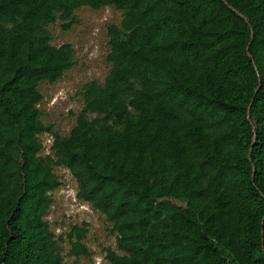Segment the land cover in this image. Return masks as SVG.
<instances>
[{"label":"trees","instance_id":"obj_1","mask_svg":"<svg viewBox=\"0 0 264 264\" xmlns=\"http://www.w3.org/2000/svg\"><path fill=\"white\" fill-rule=\"evenodd\" d=\"M84 7L123 19L62 136L39 88L76 51L49 27ZM58 168L111 224L110 264H264V0H0V264H66L67 238L90 257L46 219Z\"/></svg>","mask_w":264,"mask_h":264},{"label":"rangeland","instance_id":"obj_2","mask_svg":"<svg viewBox=\"0 0 264 264\" xmlns=\"http://www.w3.org/2000/svg\"><path fill=\"white\" fill-rule=\"evenodd\" d=\"M76 22L70 29L64 30L59 20L49 29L54 35L53 45L60 47L72 44L76 51L75 66L56 84L42 83L39 90L44 96L40 105L44 111L43 122L52 126L62 136H68L76 124L77 115L83 108L80 91L83 86L96 81L103 85L109 73L110 65L106 61L109 52L108 28L120 25L122 12L106 7L93 10L88 7L78 9ZM44 151L51 153L52 137H42ZM55 173L62 185L53 193V205L48 212L47 220L57 235L66 238L72 226L85 227L87 236L83 243L90 252V257L70 256L72 245L68 238L64 244L66 264H110L106 259L108 249L116 250V234L105 216L77 198V183L64 168Z\"/></svg>","mask_w":264,"mask_h":264}]
</instances>
